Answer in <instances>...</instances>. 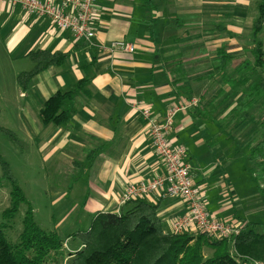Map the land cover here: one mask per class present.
I'll use <instances>...</instances> for the list:
<instances>
[{"label": "crops", "instance_id": "obj_1", "mask_svg": "<svg viewBox=\"0 0 264 264\" xmlns=\"http://www.w3.org/2000/svg\"><path fill=\"white\" fill-rule=\"evenodd\" d=\"M41 1L55 5L61 2ZM191 1L97 0L91 24L95 35L86 41L59 30L47 17L28 15L19 4L0 0V52L13 72L24 61H28L25 65L29 67L17 75L32 69L31 52L66 54L61 64L50 66L34 76L26 91L17 85L18 98L22 99L25 127L28 128L30 123V127L35 129L34 135L42 139L48 152L45 160L54 156L51 160L65 162L70 173L84 169L94 195L82 204L88 212L95 215L115 213L128 184L145 182L164 173L138 109L147 106L153 116L161 120L169 106L183 100L184 95L171 83L177 77L175 66L182 64L190 78L203 74L201 70L192 73L191 64H205L207 59L218 58L210 55L192 63L184 56L185 51L226 45V52L236 55L233 54L238 50L235 40L225 36L219 37L217 44L216 40H205L207 32L201 27L204 23L201 22L202 17L200 26L194 24L199 28L198 33L187 34L188 28H194L189 21V17L194 15L189 9ZM225 1L217 13L224 19L219 21V26H224L229 36L234 38L240 35L241 23L248 16L249 0ZM200 2L207 5V1ZM206 11L199 10L198 13L204 12L207 18ZM178 31H181V36H176ZM118 40L135 45L134 53L108 51L110 43ZM83 80H87L85 85L80 84ZM57 91L72 93L67 99L70 117L64 126L44 125L39 111ZM215 93L217 90L205 99L204 104L212 100L217 95ZM224 125L219 121L198 118L192 109H187L175 115L169 140L172 145H182L186 149L190 174L201 188L205 209L212 218L241 225L256 223V228L262 229L264 223L259 218L264 217V195L253 181L256 163L249 159L256 142L250 138L251 147L248 144L243 153L237 151L236 159H225L221 149L224 142L221 128L224 136L233 138L238 146L242 144L239 143L238 125L230 129L232 132L226 131ZM243 158L245 168L237 163ZM235 180L241 184L237 186ZM240 188L248 196L241 197ZM146 200L159 203V217L167 232H171V221L185 212L184 204L178 198L152 195Z\"/></svg>", "mask_w": 264, "mask_h": 264}, {"label": "trees", "instance_id": "obj_2", "mask_svg": "<svg viewBox=\"0 0 264 264\" xmlns=\"http://www.w3.org/2000/svg\"><path fill=\"white\" fill-rule=\"evenodd\" d=\"M254 6L256 16L252 21L250 34L253 43L251 52L254 58L251 71L253 73L257 69L259 73H262L264 71V45L260 35L264 30V0H256ZM176 22L179 21L176 20ZM214 27L229 34L224 26ZM226 51V45L219 46L215 52L201 48L185 51L184 54L187 59L190 58L192 63L207 59L211 54L218 58L210 62V66L215 70L212 69L209 74L205 72L190 78L183 70L182 64L175 66L174 71L177 77L171 83L184 96L182 101L173 105L194 99L197 103L189 109H192L198 118L219 122L229 118L230 123L237 124L242 121H253L254 116L250 111L258 103L263 102L264 104V77L256 74L255 79L250 81V77L245 72L248 70L246 64L233 69L231 67L229 71H226L228 65L234 60V56ZM29 58L34 64L32 69L21 72L16 77V83L22 91L27 90L31 79L41 71L61 64L66 54L38 51L31 52ZM233 74L238 76L241 81L240 85H244L242 89H235L236 81L233 77L228 79ZM220 77L222 83L228 88L221 86L217 95L204 104L206 98L202 91L204 92L205 89L200 91L198 83H202L204 78H211L215 81ZM86 82L87 80H83L80 84L85 85ZM230 91L235 95L241 93L242 97L228 110H221V106L230 97L228 95ZM71 94L70 91H57L49 97L39 111L41 122L44 125L51 123L64 126L67 123L71 113L67 110V99ZM218 97H220L219 103L213 104ZM200 101L203 102L200 103ZM260 127L257 133H260L261 138L250 150L249 159L256 163L253 181L256 188L264 195V135L263 126L260 125ZM0 131L15 139L13 132L2 127ZM0 170L1 179L8 181L11 186L10 206L3 211L1 217L3 220H11L19 205L28 202L10 165L2 159H0ZM126 205L131 207L121 208L119 213L100 212L96 214L88 229L72 233L73 237L80 240L81 248L68 254L67 264H238L237 260L241 264H254L256 261L264 263V226L258 231L256 223L242 225L239 235L233 240L208 239L203 234L194 236L188 232L174 234L164 230L163 222L159 217L158 202L151 203L146 199H139L130 201ZM22 222V231L14 244L6 240L3 224L0 223V264H44L49 260L62 258V240L57 233L44 231L38 227L33 220L30 207L27 208ZM203 245L213 249L211 257L204 258Z\"/></svg>", "mask_w": 264, "mask_h": 264}, {"label": "rangeland", "instance_id": "obj_3", "mask_svg": "<svg viewBox=\"0 0 264 264\" xmlns=\"http://www.w3.org/2000/svg\"><path fill=\"white\" fill-rule=\"evenodd\" d=\"M204 1H207V5L200 4V0L191 1V6L189 9L191 14L194 15L189 17V21L192 23L191 27L194 28H188L189 32H187V34L198 33L199 28L195 27L197 25L200 26L199 21L200 17H202L201 22L204 23L201 24V27L204 28L205 32H207V39L205 40L209 42H215L214 40H216L215 44H217V39L219 37L225 36V38L227 37L228 39L236 41L235 44H237L238 50L234 51L235 53L233 54L236 55H232L234 56V60L230 65H228L226 71H229L231 67L233 69L246 64L248 65V70L245 72H247L246 75L250 77V81L255 79L254 75L256 74H261V76L264 77V71L262 73H259L257 69H254L255 71L253 73L251 71L254 58L251 52L253 43L250 34L252 20L256 16L254 6V2L256 0H249V9L247 11L248 16L241 23L240 35L234 38H231L226 32H222L214 27L219 26L220 20H224L222 15L219 17L217 14L218 11H221V3H223V0ZM224 2L227 1L224 0ZM199 10H203L204 12L207 10V18L205 15H203L205 14L204 12L200 15L198 13ZM180 18L181 17H179V19ZM204 18H206V20ZM196 20L198 21L196 22ZM194 24H196V26H194ZM181 35V31L176 33V36ZM260 37L264 45V30ZM211 48L212 49L208 50L215 52V49H217L216 47ZM211 57L214 58V56ZM27 62L28 61L22 62V64H20L13 72V70L7 66V62L5 58H3V54L0 52V127L13 132L15 135V139H13L0 131V159L10 165L11 170L17 179L18 185L28 202L27 204L22 203L19 205L16 214L11 220H3L1 217L2 213L10 206L9 194L11 186L8 181L1 179L0 170V223L3 224L2 228L6 240L10 244L16 243L23 228V218L27 208L30 207L32 210L33 220L38 225V227L44 231L57 233L63 242L62 258L58 257L56 259L49 260L44 264H67L69 261L68 254L75 252L76 249L81 247L80 240L77 237H73L72 233L78 230L88 229L92 218L95 215L94 213L88 212L85 208H82L84 200H88L94 195L92 194V189L90 188L83 168H81L79 172L70 173V170H68L69 166L64 165L65 162L51 160L52 158H55L54 156L49 157L48 160H45L48 152L46 153L45 151L42 139L34 135L35 129L30 127V123H28V128L25 127V115L21 109L22 99L18 98L19 88L17 86L15 77L19 71L28 69L29 66L25 65L28 64ZM210 62L211 61H208L207 59L205 64H191L190 71L192 73H197L199 70H201L203 71V74L205 72L209 74L212 72V69L215 70V68L210 66ZM232 77L233 80L236 81L235 89H242L244 85H240L241 81L238 79V76L233 74L230 75L228 79H231ZM198 84L200 85V91L205 89V98H208L210 94L216 90L218 92L221 86L225 89L228 88L222 83L221 77L219 80L215 81H212L211 78H204L203 82ZM229 93L228 95H230V97L228 98V101L221 106V110H228L231 105L234 106L237 104L242 97L241 93L238 95L233 93L231 94V91ZM219 99L220 97H218L217 100H214L213 104L217 105L219 103ZM250 112L253 113L254 116L252 122L242 121L241 123L237 124L234 122L230 123L229 118L222 120L221 123L225 124L224 129H226V131L234 129L233 127L238 125V130L240 132L238 135L239 143L242 144H239L240 146H238L237 143L234 142L233 138L228 137L227 135L224 136L223 130L221 128V138L224 141L221 145V149L224 152L225 159L227 157L235 158L237 151H241L243 153L246 150L248 144L249 147H251L250 138L255 140V142L260 140V133H257V130L260 131L261 129L260 125L263 126L262 128L264 135L263 102L258 103V105ZM230 132H232V130H230ZM239 162L241 161L237 160L238 166L240 165L241 168L246 167V165H242L244 162H246L244 158L242 159L241 163ZM234 167L235 166H233L232 170H234ZM235 181L237 186L241 184L239 180ZM251 184L253 185V182H251ZM238 192L241 197L248 196L247 192L242 190V188H240ZM246 202L249 203V201ZM130 207L131 206H126L125 209H129ZM259 221L264 223V217H260ZM256 230L259 231L261 228H256ZM192 234L194 236L200 235L198 233ZM212 253V248L203 245L202 254L204 258L211 257ZM237 261L239 262L238 264H241L239 260Z\"/></svg>", "mask_w": 264, "mask_h": 264}, {"label": "built area", "instance_id": "obj_4", "mask_svg": "<svg viewBox=\"0 0 264 264\" xmlns=\"http://www.w3.org/2000/svg\"><path fill=\"white\" fill-rule=\"evenodd\" d=\"M4 1V0H1ZM12 5L19 4L28 15L47 17L59 30L70 32L76 39L92 40V15L97 0H61L57 5L41 0H5ZM135 45L123 40L113 41L108 51L133 54ZM197 100L181 102L168 107L161 120L147 106L139 107V114L146 123L147 133L155 155L160 160L164 173L137 183L128 184L122 192L115 213L128 202L147 199L155 195L159 198H178L185 207L183 215L171 221V232H196L208 239L233 240L239 235L241 224L223 222L212 218L205 209L201 188L196 185L186 163V149L182 145H172L169 134L175 115L195 106ZM254 264H264L256 261Z\"/></svg>", "mask_w": 264, "mask_h": 264}]
</instances>
